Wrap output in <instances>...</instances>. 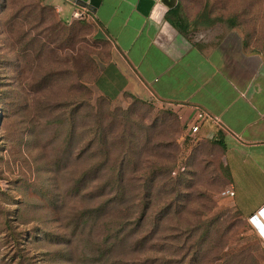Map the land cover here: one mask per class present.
<instances>
[{"label":"rangeland","instance_id":"374dc122","mask_svg":"<svg viewBox=\"0 0 264 264\" xmlns=\"http://www.w3.org/2000/svg\"><path fill=\"white\" fill-rule=\"evenodd\" d=\"M184 2L190 34L235 29L264 51V0ZM110 52L91 22L65 26L46 0H0V264H264L257 217L221 195L222 145L184 140L157 102L104 98L96 78ZM58 102L82 106L76 140L92 149L80 160L27 135L24 117ZM88 164L95 179L69 189Z\"/></svg>","mask_w":264,"mask_h":264},{"label":"crops","instance_id":"0c3cea01","mask_svg":"<svg viewBox=\"0 0 264 264\" xmlns=\"http://www.w3.org/2000/svg\"><path fill=\"white\" fill-rule=\"evenodd\" d=\"M184 1L161 22L139 12L138 0H103L91 12L95 36L111 48L98 71L97 90L112 102L137 98L166 104L184 125L197 107L216 114L223 129L205 124L200 137L216 134L223 147L228 186L235 191L232 206L245 219L259 217L264 215V51L247 46L235 29L184 31ZM46 3L63 21L82 7L70 0Z\"/></svg>","mask_w":264,"mask_h":264},{"label":"trees","instance_id":"16d2710c","mask_svg":"<svg viewBox=\"0 0 264 264\" xmlns=\"http://www.w3.org/2000/svg\"><path fill=\"white\" fill-rule=\"evenodd\" d=\"M51 7H53V6H51ZM177 8H178V6H177ZM59 20L65 26H72L76 22L81 21V20L63 21L60 18V16H59ZM87 21L92 23V21L90 19H88ZM93 26H94V24H93ZM182 26H183L182 27L183 30L187 32L188 31V25L184 24ZM245 44L247 45V43H245ZM104 98H106V97H104ZM108 101H110V100H108ZM110 102H112V101H110ZM146 102H153V101L149 100ZM64 105L65 104L59 103V102L49 104L48 106L45 107V109L48 110L47 111L48 115H47V112H45V113L37 112L34 114L31 113L29 115V117L28 116L24 117L23 124H25V129L27 131V135H29L30 137L36 138V145L35 146L48 147L52 150H55L59 155L67 154V155H71L72 157H76L78 160H80L83 157H86L87 152L92 149V147L90 146L92 139L89 137H88V139L84 137L85 139L80 140V143L78 144L79 141L76 140V137L79 140V137L76 134L77 133V125H78L76 113L78 116L82 106L75 104L69 110V108L65 107ZM64 108H67L69 112L66 115H65V113L58 114V112L63 110ZM167 110L171 111L172 113L174 112L170 108H167ZM174 115L176 117H178L176 113ZM43 119H44V122H42ZM35 123H38V124L45 123L47 125V127L39 129V128L34 127ZM184 128H185V125L182 123V130H184ZM36 129H39L40 131H37ZM89 130H91V128L87 129V131H89ZM44 131H45V133H42ZM83 133H85V131H83ZM46 134L49 136H46ZM210 140L219 141L216 134L213 135L210 138ZM101 141H102L101 143H105L103 138L101 139ZM202 141H203V139L200 138L197 145ZM41 143H43L44 146ZM105 154H107L106 150L104 151V156H105ZM61 161H62L61 159H57L56 161H53L51 159L47 163L51 172L56 173L57 176L63 175L64 173L65 174L68 173L67 170L69 169V165L66 163H61ZM93 171H94L93 165L88 164L86 166H83L82 169L79 170L78 172L71 173L70 177L73 178L72 179L73 185L71 186L72 188H69V189H76L77 190L79 185H84L82 187V190H83V188H86L88 186V184L91 183L95 179L92 177ZM156 177H157V173H154L151 180L154 181L156 179ZM30 238H32V236H30ZM19 243H21V242L20 241H18V243L16 242L15 246L19 245ZM23 259H25V258L22 257L21 260H23ZM19 264H23V263L19 262Z\"/></svg>","mask_w":264,"mask_h":264},{"label":"built area","instance_id":"2783aa9c","mask_svg":"<svg viewBox=\"0 0 264 264\" xmlns=\"http://www.w3.org/2000/svg\"><path fill=\"white\" fill-rule=\"evenodd\" d=\"M91 17V11L86 7H80L73 11L72 13V20H88ZM162 107L168 108L166 104H160V102H157ZM180 119L182 117L178 116ZM214 124L216 126H220L221 129H223V126L220 123V118L203 108L197 107L195 109V114L193 118L190 120V122H187L185 124V131L183 135V139L190 142L193 145H196L200 140V133L201 129L205 124ZM184 167H179L178 169H175L173 171V174L175 175L180 169H183ZM221 195L223 197H233L235 195V191L231 187H226L222 190ZM256 217L258 215H255ZM254 218V217H253Z\"/></svg>","mask_w":264,"mask_h":264},{"label":"water","instance_id":"95a60500","mask_svg":"<svg viewBox=\"0 0 264 264\" xmlns=\"http://www.w3.org/2000/svg\"><path fill=\"white\" fill-rule=\"evenodd\" d=\"M71 2L96 12L103 0H70ZM179 0H138L137 10L156 22H161L166 13L175 8Z\"/></svg>","mask_w":264,"mask_h":264},{"label":"bare ground","instance_id":"6f19581e","mask_svg":"<svg viewBox=\"0 0 264 264\" xmlns=\"http://www.w3.org/2000/svg\"><path fill=\"white\" fill-rule=\"evenodd\" d=\"M257 223L259 224V226H260V230H261V232L264 234V224H263V222L261 221V219L259 218V217H257ZM259 230V229H258Z\"/></svg>","mask_w":264,"mask_h":264},{"label":"clouds","instance_id":"9594fccd","mask_svg":"<svg viewBox=\"0 0 264 264\" xmlns=\"http://www.w3.org/2000/svg\"><path fill=\"white\" fill-rule=\"evenodd\" d=\"M157 2H159V0H157ZM260 239L264 241V234H260Z\"/></svg>","mask_w":264,"mask_h":264}]
</instances>
